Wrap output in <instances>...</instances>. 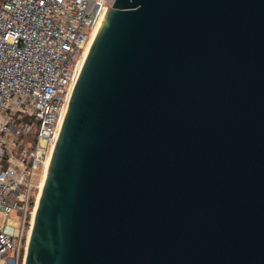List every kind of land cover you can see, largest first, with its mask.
I'll return each mask as SVG.
<instances>
[{"label": "water", "instance_id": "obj_1", "mask_svg": "<svg viewBox=\"0 0 264 264\" xmlns=\"http://www.w3.org/2000/svg\"><path fill=\"white\" fill-rule=\"evenodd\" d=\"M25 264H264V0H114Z\"/></svg>", "mask_w": 264, "mask_h": 264}, {"label": "built area", "instance_id": "obj_2", "mask_svg": "<svg viewBox=\"0 0 264 264\" xmlns=\"http://www.w3.org/2000/svg\"><path fill=\"white\" fill-rule=\"evenodd\" d=\"M114 0H0V264H25L47 163Z\"/></svg>", "mask_w": 264, "mask_h": 264}, {"label": "bare ground", "instance_id": "obj_3", "mask_svg": "<svg viewBox=\"0 0 264 264\" xmlns=\"http://www.w3.org/2000/svg\"><path fill=\"white\" fill-rule=\"evenodd\" d=\"M99 24H100V22L96 25V27H95V29H94V32H93V35H92V40H93V38H94V36H95V33H96V31H97V28H98V26H99ZM91 43L92 42H90L89 44H88V46L85 48V51H84V55H86L87 56V53H88V51H89V48H90V45H91ZM52 158V157H51ZM50 161H51V159H50ZM50 161H49V164L47 163V167L49 168V165H50ZM48 168H47V170H46V175H45V177H44V180H43V182H42V189H43V186H44V183H45V179H46V176H47V172H48ZM41 194H42V191H41ZM41 196V195H40ZM39 200H40V197H39ZM36 211H37V209H36ZM36 215V212L34 213V216Z\"/></svg>", "mask_w": 264, "mask_h": 264}]
</instances>
